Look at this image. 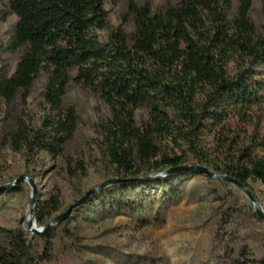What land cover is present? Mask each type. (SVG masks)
<instances>
[{"label": "trees", "instance_id": "trees-1", "mask_svg": "<svg viewBox=\"0 0 264 264\" xmlns=\"http://www.w3.org/2000/svg\"><path fill=\"white\" fill-rule=\"evenodd\" d=\"M254 1L180 0L157 11L149 3L130 1L123 17L134 21L128 33L111 24L105 0H0L18 17L11 47L22 49L13 74L0 72V99L10 104L22 95L26 102L36 81L47 77L42 125L19 120L8 143L17 152L65 157L72 177L86 175L83 161L65 156L79 123L76 108L65 100L73 83L110 107L101 148L122 180L87 202L103 198L121 209L127 206L119 202L122 195L147 186L163 187L166 198L176 199L181 190L174 183L180 176L206 175L183 171L154 177L186 164L183 144L197 165L237 178L254 194L250 181L264 185L263 119L256 124L253 117L264 98V79H256L264 65V0L261 24L252 17ZM230 64L235 74L228 71ZM205 131L213 134V146L206 150L201 145ZM59 207L58 193L36 203L38 224L46 225L44 210L51 214ZM58 227L34 235L46 241L41 256L51 249L46 238ZM6 233L0 264H36L31 233ZM228 264H264V256Z\"/></svg>", "mask_w": 264, "mask_h": 264}, {"label": "rangeland", "instance_id": "rangeland-1", "mask_svg": "<svg viewBox=\"0 0 264 264\" xmlns=\"http://www.w3.org/2000/svg\"><path fill=\"white\" fill-rule=\"evenodd\" d=\"M130 1L149 3L157 11L180 0H105L111 24L128 33L134 31V21L123 17ZM261 7V0H255L252 17L259 24L263 22ZM17 22V15L0 2V72L10 75L22 53V49L11 47ZM100 35L105 38L107 34ZM228 71L235 74L233 64L228 65ZM257 71L260 75L256 79H264V65ZM46 85L47 77L39 78L26 102L22 95L10 104L0 99V245L5 244L6 231L27 230L32 188L28 182L17 183L21 176H30L37 185V203L59 194V209L51 214L50 209L42 212L46 214L45 226L87 191L116 178L101 148L102 125L111 116L110 107L80 85L70 84L65 97L79 115L78 129L66 146L65 156L83 161L86 175L79 172L72 177L65 157L55 158L38 150L30 155L11 148L8 135L19 120L34 128L42 125L47 112L43 98ZM262 101L254 108L253 117L256 124L258 118L263 119L260 133L264 136V98ZM212 135L205 131L202 136L205 150L213 146ZM182 149L188 157L185 165H197L187 145ZM174 185L181 190L174 200L164 196L163 187L147 186L122 195L119 202L127 206L121 209L111 207L103 198L84 203L46 238L51 247L46 255L39 254L46 241L29 236L36 264H228L232 259L264 256V220L252 210L242 190L206 175L180 176ZM250 186L264 208V185L250 181ZM112 192L117 197L121 194L115 188ZM242 251L247 253L245 257Z\"/></svg>", "mask_w": 264, "mask_h": 264}, {"label": "water", "instance_id": "water-1", "mask_svg": "<svg viewBox=\"0 0 264 264\" xmlns=\"http://www.w3.org/2000/svg\"><path fill=\"white\" fill-rule=\"evenodd\" d=\"M183 171H199L202 173H205L208 175L209 178L211 179H216L220 181H225L229 182L236 187H238L240 190L244 192V194L248 197V199L251 201L255 213L264 220V208L262 207V204L259 199L255 197L253 192L249 187H247L244 183L239 181L237 178L232 177L230 175L222 174L219 172H215L207 167L204 166H199V165H182V166H177V167H172L168 169L167 171L157 174L154 177H159V176H167L170 174H175ZM151 178V176L149 177ZM148 178V179H149ZM22 182H28L32 188V193H31V201L29 204V215L27 217L28 219V226H27V231L30 232L33 235L36 234H47L52 230L54 225H59L62 224L64 221L69 219L74 210L77 209L78 207L82 206L84 203H86L93 195L96 193L102 191L103 189L111 186V185H117L122 182V180L118 178L114 179H109L105 183L99 185L98 187L91 189L85 193L79 200H77L75 203H73L65 212L59 214L56 216L48 226H41L38 224L36 217H35V207L36 203L38 201V188L37 185L35 184L34 180L28 176V175H23L21 176L18 180L17 183H22Z\"/></svg>", "mask_w": 264, "mask_h": 264}]
</instances>
